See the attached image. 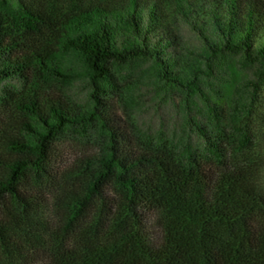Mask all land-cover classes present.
<instances>
[{
	"label": "trees",
	"instance_id": "1",
	"mask_svg": "<svg viewBox=\"0 0 264 264\" xmlns=\"http://www.w3.org/2000/svg\"><path fill=\"white\" fill-rule=\"evenodd\" d=\"M229 57L258 89L264 0H0V85L17 82L0 89V264H264L251 104L223 111L202 90ZM143 75L186 105L178 136L136 142L112 111ZM80 80L82 102L67 93ZM67 140L94 151L61 161Z\"/></svg>",
	"mask_w": 264,
	"mask_h": 264
},
{
	"label": "rangeland",
	"instance_id": "2",
	"mask_svg": "<svg viewBox=\"0 0 264 264\" xmlns=\"http://www.w3.org/2000/svg\"><path fill=\"white\" fill-rule=\"evenodd\" d=\"M176 29L186 49L199 50V39L189 26L178 22ZM144 69L145 66H135L120 72L127 85L132 86L135 84L133 81ZM214 69L216 74L207 78L202 85L204 94L211 103L216 104L223 111L227 109L231 98H247L251 104L248 120L252 132L250 153L264 154V82L258 84V89L248 90L245 82L255 79V69L245 67L237 57L223 60ZM6 84L15 85L17 82L9 79L0 85V89L2 86L7 87ZM89 91L88 83L80 80L75 81L67 93L82 102L87 99ZM110 98L109 101L113 103L112 111L120 118L121 124L133 135L136 142L143 143L148 138L154 140L156 137L174 138L181 133L182 128H186L183 114L187 111V107L181 102L179 94L156 85L147 75L140 77L137 87L134 88L131 108H124L114 96ZM190 115L196 120L197 118L201 120L198 116L202 115V112L193 108ZM187 132L190 133L191 141L196 143L197 138L191 130ZM60 148V159L64 162L94 151L90 142L86 140H67L62 142Z\"/></svg>",
	"mask_w": 264,
	"mask_h": 264
}]
</instances>
